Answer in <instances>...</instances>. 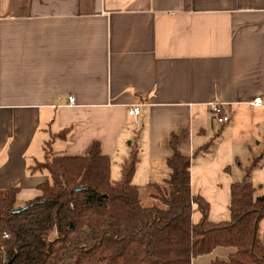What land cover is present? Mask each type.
I'll use <instances>...</instances> for the list:
<instances>
[{"label":"crops","instance_id":"0c3cea01","mask_svg":"<svg viewBox=\"0 0 264 264\" xmlns=\"http://www.w3.org/2000/svg\"><path fill=\"white\" fill-rule=\"evenodd\" d=\"M257 97L264 100V0H0V190L19 188L18 206L42 195L49 175L34 166L49 141L68 156L98 141L114 180V167L122 176L137 150L133 181L164 184L176 135L191 156L192 193L210 202L211 221H227L232 183L264 155ZM215 102L230 121L213 118ZM135 105L140 113L131 115ZM253 183L264 196V160ZM201 216L195 204L193 221ZM260 228L264 240V217Z\"/></svg>","mask_w":264,"mask_h":264},{"label":"trees","instance_id":"16d2710c","mask_svg":"<svg viewBox=\"0 0 264 264\" xmlns=\"http://www.w3.org/2000/svg\"><path fill=\"white\" fill-rule=\"evenodd\" d=\"M51 144L34 166L49 175L38 184L40 197L18 206L19 188L0 190V264H192L219 247L233 251L211 264H264V196H256L253 183L263 154L232 183L231 218L213 222L210 202L192 193L191 156L179 150L176 135L168 159L171 177L164 184H147L159 194L153 205L142 204L141 187L133 182L137 150L114 180L111 159L98 141L79 156L55 154ZM195 204L202 213L197 222Z\"/></svg>","mask_w":264,"mask_h":264},{"label":"rangeland","instance_id":"374dc122","mask_svg":"<svg viewBox=\"0 0 264 264\" xmlns=\"http://www.w3.org/2000/svg\"><path fill=\"white\" fill-rule=\"evenodd\" d=\"M217 122H218V120H217ZM143 138L146 139L147 138V134L145 135V133H141V137H140V140H141L143 146L145 147V150H144L143 155H142V160H143V163H144V162L147 161V150H146L147 145H146V142L143 140ZM129 139H131V138H129ZM129 139L126 140V143H125L126 146H127L126 149H125L126 152H127V150H130L129 146H130V141L131 140H129ZM128 154H129V151H128ZM113 176H114L115 179H120L121 178V166H115L114 167ZM143 180H144V178H138L136 182L133 181L134 184H136V185L141 187L140 188V193H141L140 196H141L142 204H144V205H153L155 203H158L159 202V200H158L159 199V197H158L159 194H157V192H156V190L154 189L153 186H151V187L147 186V182H144ZM201 257L198 256V259L201 258ZM218 257H219L218 254H214L213 257H212V260L217 259ZM198 259H196V260L193 259L192 264H199V263H196L198 261ZM219 259H221V258H219ZM212 260L210 258V259H206V261L202 260V262H203V264H210Z\"/></svg>","mask_w":264,"mask_h":264},{"label":"built area","instance_id":"2783aa9c","mask_svg":"<svg viewBox=\"0 0 264 264\" xmlns=\"http://www.w3.org/2000/svg\"><path fill=\"white\" fill-rule=\"evenodd\" d=\"M69 100H70V103L74 102L73 97H70ZM263 103H264V100L262 99V97H257L252 102V104H254V105H261ZM210 109H211L213 116L215 117L216 120H218V122L226 123V122L230 121V116L223 112L221 104L216 103V102L212 103L210 105ZM129 113L131 115H138L140 113V105L131 106V108L129 109ZM4 236L8 237V234H5ZM0 262H1V260H0Z\"/></svg>","mask_w":264,"mask_h":264},{"label":"water","instance_id":"95a60500","mask_svg":"<svg viewBox=\"0 0 264 264\" xmlns=\"http://www.w3.org/2000/svg\"><path fill=\"white\" fill-rule=\"evenodd\" d=\"M103 197H106V195H103ZM24 209V207H21V208H17V209H15L14 211L15 212H20L21 210H23ZM8 264H10V263H8Z\"/></svg>","mask_w":264,"mask_h":264}]
</instances>
